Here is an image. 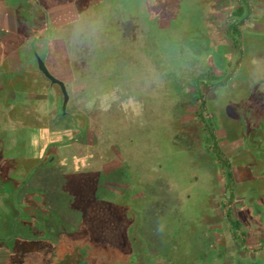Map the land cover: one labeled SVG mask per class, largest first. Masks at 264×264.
<instances>
[{
  "label": "rangeland",
  "instance_id": "rangeland-1",
  "mask_svg": "<svg viewBox=\"0 0 264 264\" xmlns=\"http://www.w3.org/2000/svg\"><path fill=\"white\" fill-rule=\"evenodd\" d=\"M225 1L228 8L214 17L213 31L206 37L202 25L207 20L202 14L207 0H56L57 8L47 5L48 17L43 7L48 0H0V128L16 111L6 108L14 91L33 97L34 83L5 79L2 74L7 61L13 62L12 53L54 54L56 64L63 60V67L51 68L67 81L74 98L79 89L74 73L80 64L77 43L85 33L101 54L89 66L87 92L91 97L100 88L118 90L112 109L131 134L121 142L129 151L123 170L132 171L135 180L119 190V197L127 201L126 210L146 206L140 231L150 252L159 254L155 264H264V12L256 19V0H241L251 1L250 14L234 47L230 14L239 0ZM132 13L153 23L146 43H138L139 47L121 34L130 28L127 19ZM185 15H189L187 24ZM192 23L200 30L197 48L203 62H213V72L226 71L229 79L225 86L203 87L206 108L200 118L181 100L187 87L174 75L182 62L179 55L185 53L180 36ZM158 69L166 73L161 83ZM37 82L42 84V79ZM119 98L126 107L123 111L118 110ZM110 101L107 96L91 100L85 113L93 121V110ZM128 103L134 107L125 106ZM202 120L212 126L209 135ZM212 138L219 143L222 160L228 162L225 166L218 162L214 148L206 147ZM6 163L12 167V160ZM146 179L158 191L153 204L144 196ZM222 202L231 203L232 218L240 222L245 244L234 236L229 208ZM18 204L6 185L0 187V264H48L50 244L38 228H32L28 208L23 215ZM92 204L94 224L87 227L100 231L104 228L97 224L100 216L115 219V208L99 198ZM73 221L85 227L82 217ZM120 248L127 250L124 243Z\"/></svg>",
  "mask_w": 264,
  "mask_h": 264
},
{
  "label": "trees",
  "instance_id": "trees-1",
  "mask_svg": "<svg viewBox=\"0 0 264 264\" xmlns=\"http://www.w3.org/2000/svg\"><path fill=\"white\" fill-rule=\"evenodd\" d=\"M48 3L43 4L46 5L43 6L45 16L47 5L51 9L57 8L56 0H48ZM207 5L204 16L202 14L207 20L202 25L206 37L210 30L213 31L214 17L228 8L225 0H207ZM249 14L247 4H241L232 11L229 36L234 47L239 44L240 26ZM185 18L187 24L189 15H185ZM127 20L132 22L131 26L126 33L121 31V34L126 35L132 46L145 44L153 23L145 22L133 13ZM190 25H186V31L180 36L185 43V53L179 55L181 57L178 59L182 62L178 64L174 75L179 83L187 87L186 95L181 100L189 104L193 116L200 118L204 116L206 108L202 99L203 87L225 86L229 79L226 71L213 72V62H203V56L197 48L201 36L197 32L200 30L193 23ZM84 36L85 33L77 43L80 64L75 67L74 73L79 89L74 98L68 92L67 81L51 68L58 58L54 54L43 57L25 55L23 50H16L12 53L13 58H10L13 62L7 61L8 68L2 72L4 78L17 77L22 82L30 81L34 83V88L31 90L33 97H28V92L14 91V95L6 101V108L16 111L4 123L5 127L0 128V187L6 185L13 199L20 202L17 207L20 210L23 208V215L27 214L24 208H28L32 228H38L42 239L50 244L48 264H155L159 254L150 252L151 248L140 231L146 206L143 209L130 207V210H126L124 205L127 201L119 197V190L122 191L135 180L132 171L123 170L124 157L129 151L121 142L124 138H131V134L122 128L121 115L112 109L114 94L118 90L109 92L108 89L100 88L98 94L89 96V66L101 54L92 48V42ZM59 61L57 68L63 67L64 61ZM158 71L162 76L158 83H161L166 73L161 69ZM40 78L42 84L37 82ZM102 96H107L111 101L106 107L93 110L92 121L85 109L91 100ZM125 106L134 107V104ZM124 108L119 98L118 110L123 111ZM211 128L207 122L204 123L207 135L212 132ZM211 142H207L206 147H213L218 162L225 166L227 160L221 158L219 143L213 138ZM8 160H12V167L6 163ZM227 176L232 179L231 173ZM4 177L9 179L10 184L3 182ZM146 180L148 184L143 185L144 196L149 204H153L152 200L158 191L152 189L149 183L151 179ZM226 188L231 190L229 185ZM98 198L112 204L115 219H106L104 214L97 222L104 228L100 231L89 230L88 224H94L91 222L95 211L92 203ZM222 206L229 208L227 216L234 236L245 242L240 222L232 218L231 203L222 202ZM77 216L85 220V227L77 226L73 221ZM123 243L127 247L125 251L120 248Z\"/></svg>",
  "mask_w": 264,
  "mask_h": 264
},
{
  "label": "crops",
  "instance_id": "crops-1",
  "mask_svg": "<svg viewBox=\"0 0 264 264\" xmlns=\"http://www.w3.org/2000/svg\"><path fill=\"white\" fill-rule=\"evenodd\" d=\"M256 4L259 6V9L257 10V14L255 15V18L257 19V17L260 15V12L261 13L264 12V0H256ZM257 27H259V26L257 25ZM245 242H246V237H245ZM245 242H243V243L245 244ZM251 264H253V263H251Z\"/></svg>",
  "mask_w": 264,
  "mask_h": 264
},
{
  "label": "built area",
  "instance_id": "built-area-1",
  "mask_svg": "<svg viewBox=\"0 0 264 264\" xmlns=\"http://www.w3.org/2000/svg\"><path fill=\"white\" fill-rule=\"evenodd\" d=\"M238 2H239V5H238V6H240L241 4H243L241 0H239ZM247 3H248V4H251V1H249V2H247ZM247 3H246V4H247ZM230 15H232V13H231Z\"/></svg>",
  "mask_w": 264,
  "mask_h": 264
},
{
  "label": "flooded vegetation",
  "instance_id": "flooded-vegetation-1",
  "mask_svg": "<svg viewBox=\"0 0 264 264\" xmlns=\"http://www.w3.org/2000/svg\"><path fill=\"white\" fill-rule=\"evenodd\" d=\"M262 167H263L262 172H263V175H264V160H263V163H262Z\"/></svg>",
  "mask_w": 264,
  "mask_h": 264
}]
</instances>
